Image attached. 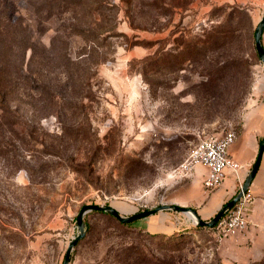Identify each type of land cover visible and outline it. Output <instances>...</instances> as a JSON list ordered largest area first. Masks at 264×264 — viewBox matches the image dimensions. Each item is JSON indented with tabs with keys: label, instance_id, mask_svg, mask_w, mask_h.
<instances>
[{
	"label": "rangeland",
	"instance_id": "rangeland-1",
	"mask_svg": "<svg viewBox=\"0 0 264 264\" xmlns=\"http://www.w3.org/2000/svg\"><path fill=\"white\" fill-rule=\"evenodd\" d=\"M263 15L264 0H0V264H63L87 205L215 216L223 183L205 191L187 164L207 137L243 145L247 122L258 133L237 150L255 163ZM244 175L226 177L232 197ZM85 222L70 264H221L219 234L187 213Z\"/></svg>",
	"mask_w": 264,
	"mask_h": 264
},
{
	"label": "crops",
	"instance_id": "crops-1",
	"mask_svg": "<svg viewBox=\"0 0 264 264\" xmlns=\"http://www.w3.org/2000/svg\"><path fill=\"white\" fill-rule=\"evenodd\" d=\"M254 127L255 125L247 122L244 129L246 141H244L243 145H238V143L235 142L231 148L232 155L236 160H240L239 162L243 165L240 175L243 171L245 172V175L241 179L244 180V182L247 178L246 175L250 171L249 168L252 162V154H239L240 149L237 150V147L241 145V148H245L244 145H247V141H253L252 139L255 137V133H258L255 131ZM195 172L197 178L199 176L202 178L203 189L208 191L203 185V181L207 173L206 168L202 165H197L195 166ZM227 180L223 182L221 188L217 191V193H215V196L213 195L214 198L212 197L209 200L208 214L206 216H212L213 213L216 215L220 208H222L229 201V199L231 200L234 197H232L231 194L233 192L231 189L233 188V185H231L232 182L230 179L228 181ZM227 188H229V190H227ZM249 191L253 194L254 200L248 219L249 225L247 229L239 231L236 235L229 236L227 239H224L223 233L218 231L216 232L219 234L218 247L221 264H264L254 261L257 258V255H264V173H262L261 166L249 187ZM207 218L210 220L212 217ZM159 231L160 230H157V232Z\"/></svg>",
	"mask_w": 264,
	"mask_h": 264
},
{
	"label": "built area",
	"instance_id": "built-area-1",
	"mask_svg": "<svg viewBox=\"0 0 264 264\" xmlns=\"http://www.w3.org/2000/svg\"><path fill=\"white\" fill-rule=\"evenodd\" d=\"M236 139V133L229 130L201 140L191 152L187 166L202 165L206 168L207 173L203 185L208 191H213L221 186L229 174L240 176L243 165L235 159L231 152ZM251 199L252 193L248 189L225 218L219 222L217 231L223 234H235L246 229L248 225L246 211Z\"/></svg>",
	"mask_w": 264,
	"mask_h": 264
},
{
	"label": "water",
	"instance_id": "water-1",
	"mask_svg": "<svg viewBox=\"0 0 264 264\" xmlns=\"http://www.w3.org/2000/svg\"><path fill=\"white\" fill-rule=\"evenodd\" d=\"M263 32H264V15L261 18L258 26L256 27L255 30V47L256 51L258 54L259 59L264 65V45H263ZM264 151V141L261 144L260 147V152L257 156V159L255 163L253 164L251 170L249 171L247 178L245 182L241 185V188L239 192L231 199L229 200L220 210L216 213L215 216H213L210 220H203L195 210L187 207H182L178 205H167L163 204L160 205L157 208L150 209V210H145L141 212H137L135 214L129 215V216H124L120 213L119 210L116 208L108 205H87L81 208L77 218H76V226L78 233L75 237L72 238L71 242L69 243L65 257L63 260V264H70L71 263V258H72V253L74 251L75 246L77 243L82 240L87 233V224L84 221V216L92 211H101L110 214L114 218H116L118 221L122 223H130L139 219L147 218L150 217L158 212H163V211H176V212H183L192 215L195 218V223L199 226H205V227H212L213 225L219 223L224 216L233 208V206L240 200L242 197L243 193L247 192L253 179L255 178L260 164H261V159H262V153Z\"/></svg>",
	"mask_w": 264,
	"mask_h": 264
},
{
	"label": "trees",
	"instance_id": "trees-1",
	"mask_svg": "<svg viewBox=\"0 0 264 264\" xmlns=\"http://www.w3.org/2000/svg\"><path fill=\"white\" fill-rule=\"evenodd\" d=\"M264 140H262L261 142H260V144H262V142H263ZM92 212H101V211H92ZM176 212V211H175ZM90 213V212H89ZM103 214H106V215H108V216H110V217H113V216H111L110 214H108V213H105V212H102ZM88 214V213H87ZM86 214V215H87ZM85 215V216H86ZM85 216H84V221H85ZM226 216V215H225ZM225 216H224V218H225ZM144 219V218H143ZM140 220V219H139ZM136 221H138V220H136ZM136 221H133V222H130V223H134V222H136ZM120 222V221H119ZM122 223V222H121ZM130 223H122V224H125V225H127V224H130ZM218 225H219V223H217V224H215V225H213L212 227H205V226H199V225H196V227L192 230V232H197V231H199V230H201V229H203V228H206V229H210V230H212V231H217V227H218ZM163 233V232H162ZM81 241V240H80ZM79 243V242H78ZM77 243V244H78Z\"/></svg>",
	"mask_w": 264,
	"mask_h": 264
},
{
	"label": "bare ground",
	"instance_id": "bare-ground-1",
	"mask_svg": "<svg viewBox=\"0 0 264 264\" xmlns=\"http://www.w3.org/2000/svg\"><path fill=\"white\" fill-rule=\"evenodd\" d=\"M189 215H190V214H189ZM190 216H192V215H190ZM192 218H193L194 222H196V221H195V218H194L193 216H192Z\"/></svg>",
	"mask_w": 264,
	"mask_h": 264
}]
</instances>
